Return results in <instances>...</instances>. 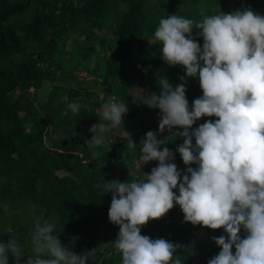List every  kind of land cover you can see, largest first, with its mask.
Wrapping results in <instances>:
<instances>
[{
  "label": "trees",
  "instance_id": "trees-1",
  "mask_svg": "<svg viewBox=\"0 0 264 264\" xmlns=\"http://www.w3.org/2000/svg\"><path fill=\"white\" fill-rule=\"evenodd\" d=\"M160 2L0 0V242L15 235L31 254L30 232L43 217L54 225L63 246L76 254L95 248L88 264H122L113 244L119 226L109 221L112 195L106 194L105 185L117 179L129 181V170L140 175L158 165V161L144 165L139 161L141 141L148 131L166 139L160 150L167 147L174 152V163L186 171L176 151L184 138L169 136L167 131L161 134L160 110L133 102L135 87L159 95L162 76L173 87L185 83L180 79L185 77L190 110L203 95L198 77H186L183 66L170 67L161 58L162 44L151 30L157 19L150 17L159 6L163 18L179 15L181 2ZM262 2L220 0L217 10L230 14L250 8L258 14ZM195 33L202 47L203 38ZM79 72L91 75L98 90L92 85H75L81 81L77 77L83 76ZM110 98L127 103L129 111L123 117L120 136L111 131L112 139L104 135L109 146L104 150L90 145V128L101 122L103 104ZM73 102L81 106L77 115L68 108ZM216 119L205 116L193 129ZM125 131L135 141L133 150L126 147ZM179 131L183 129L172 130ZM174 192L179 195L178 188ZM141 234L181 245L177 255L184 264H208L221 251L212 237L227 236L223 228L185 223L178 204L163 218L142 227ZM240 235L244 238L246 233L242 230Z\"/></svg>",
  "mask_w": 264,
  "mask_h": 264
},
{
  "label": "clouds",
  "instance_id": "clouds-1",
  "mask_svg": "<svg viewBox=\"0 0 264 264\" xmlns=\"http://www.w3.org/2000/svg\"><path fill=\"white\" fill-rule=\"evenodd\" d=\"M194 30L203 38L202 47ZM154 37L162 44V60L170 67L183 66L188 78L198 77L203 95L190 110L185 77H180L185 83L173 87L162 76L159 95L145 97L137 89L133 97L134 103L160 110L161 134L184 138L176 151L187 168L179 170L175 153L160 150L166 139L148 131L140 146L143 165H158L150 173L141 171L140 178L129 170V181L105 185L106 194L112 195L109 221L119 226L113 244L122 264H184L177 255L181 245L141 234L142 227L177 204L185 223L227 233L212 237L221 251L208 264H264V16L250 8L230 14L220 9L200 21L173 14L160 19ZM80 107L68 104L74 115ZM128 111L127 103L114 98L104 103L101 122L90 128V145L104 143L108 131L120 136ZM205 116L217 119L193 129ZM177 127L183 131L173 133ZM123 139L127 149L137 147L126 131ZM30 236L31 254L15 235L0 242V264H88L95 255V248L78 255L63 246L54 225L43 217L35 221Z\"/></svg>",
  "mask_w": 264,
  "mask_h": 264
},
{
  "label": "rangeland",
  "instance_id": "rangeland-1",
  "mask_svg": "<svg viewBox=\"0 0 264 264\" xmlns=\"http://www.w3.org/2000/svg\"><path fill=\"white\" fill-rule=\"evenodd\" d=\"M160 4H164L165 0H160ZM180 7H181V14H179L178 16H182V17H185V18H189V19H193V20H196V21H200L202 19V17L204 16H207V15H211L214 11H216L219 6H220V0H196V1H191V0H180ZM187 2H196V3H193V4H190V3H187ZM263 5L262 7H259L258 9V14L259 15H262L264 16V2H262ZM150 4V3H149ZM161 7L159 6L157 8V14L156 15H152L150 17L153 18L155 17L157 19L156 23H153L151 24V30L155 31L159 25V21L161 18H163V14H162V9H160ZM153 32L148 31V34H152ZM135 47H133L132 49V53H131V56L133 57V51H134ZM85 72H79V74L83 75ZM78 74V73H76ZM79 80H81L79 82V84L75 83V85H79V86H86V85H92V89H95L96 91L98 90L99 88V84H95V82H93L90 78H91V75H88V76H82V77H77ZM70 81V80H69ZM58 84H61V83H64V80L63 81H60V82H57ZM95 84V85H94ZM137 89H139L138 87H135L134 90L132 91L133 95H136L137 93ZM50 90V89H49ZM141 90V88L139 89ZM141 93L143 96L147 97V96H150L152 94L151 90L150 89H147V88H144L143 91L141 90ZM38 94L39 96L41 95L42 96V91L39 89L38 90ZM75 129V128H74ZM109 132H105L104 135L106 137H109V138H113V135L112 133H110V135L108 134ZM74 134V133H73ZM70 135V136H75V135ZM104 150L105 149H108V144H107V141L105 140L104 143H102L100 145Z\"/></svg>",
  "mask_w": 264,
  "mask_h": 264
},
{
  "label": "built area",
  "instance_id": "built-area-1",
  "mask_svg": "<svg viewBox=\"0 0 264 264\" xmlns=\"http://www.w3.org/2000/svg\"><path fill=\"white\" fill-rule=\"evenodd\" d=\"M139 161L143 163V161H142V158H141V157L139 158ZM135 171H136V170H135ZM136 174H137V172H136ZM139 177H140V175H139V174H137L135 178H139Z\"/></svg>",
  "mask_w": 264,
  "mask_h": 264
},
{
  "label": "water",
  "instance_id": "water-1",
  "mask_svg": "<svg viewBox=\"0 0 264 264\" xmlns=\"http://www.w3.org/2000/svg\"><path fill=\"white\" fill-rule=\"evenodd\" d=\"M52 132V127H50V133ZM76 132H77V126H75V131H74V134L73 135H76Z\"/></svg>",
  "mask_w": 264,
  "mask_h": 264
},
{
  "label": "crops",
  "instance_id": "crops-1",
  "mask_svg": "<svg viewBox=\"0 0 264 264\" xmlns=\"http://www.w3.org/2000/svg\"><path fill=\"white\" fill-rule=\"evenodd\" d=\"M140 89V88H139ZM141 90L143 91V89L141 88ZM135 96V95H134Z\"/></svg>",
  "mask_w": 264,
  "mask_h": 264
}]
</instances>
